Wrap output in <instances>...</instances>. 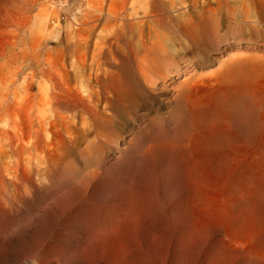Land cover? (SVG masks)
Here are the masks:
<instances>
[{
	"label": "rangeland",
	"instance_id": "rangeland-1",
	"mask_svg": "<svg viewBox=\"0 0 264 264\" xmlns=\"http://www.w3.org/2000/svg\"><path fill=\"white\" fill-rule=\"evenodd\" d=\"M125 1L127 2L0 0V264H212L214 261L218 252L215 245L221 232L219 215L222 178L229 175L231 165V170L234 169V164L230 163L234 161L236 143L248 140L245 137H250L249 135L251 138L254 136L255 128L259 124L257 121L263 120L261 114L257 116L253 113L252 115L257 116L255 119L247 110H237L238 113L236 111L232 117L236 121L230 119L229 123H232L227 124L229 135H233L230 142L226 137L222 141L209 140L212 131L216 129L207 125L214 124L218 119L219 123L215 124H221L223 119L213 107H210L212 110L207 108L205 113L194 110L192 113L174 103L167 107L156 96H153V105L148 111L144 108L137 109V120H132L135 118L133 111L130 113L131 119L127 120L129 115L125 116V120L118 117L115 119V128L102 136L93 133L89 128L91 122L88 117L79 110L68 113L65 110H58L59 113L57 111L61 119L66 118L63 122L78 123L75 126L67 124L65 128L68 131L62 129V121L56 126L50 124L55 119L53 110L56 109L52 108L51 96H64L66 93L64 97L68 95L66 98H69L74 94L92 96L98 93L97 66L107 69H102V73H106L115 64L111 57L108 61L111 63L105 65L104 56L109 55V43L105 45V42L114 31L129 33L128 23L135 25L134 19H139L136 25L146 20L141 18L144 11H147V2L151 0H128L127 5ZM161 1L169 10L168 16L174 18V21L177 20L174 24L191 19L195 12L209 7L215 8L220 22L214 28L215 23L211 22V28L215 29L212 32L220 33L212 37L217 40L212 41L210 37V44L205 52L201 51L197 56L188 55L185 60H177L176 74H173L175 79L167 81L168 88L171 89L173 84L193 75L196 66L199 69L202 67L203 74L197 73L195 77L199 82L193 88L195 97H198L194 100L200 102L202 99L201 102L207 100L206 102L211 103L216 96L221 99L224 86L220 82L222 77L219 76L218 69L221 70L227 64L226 61L230 62L235 52L240 53L241 57L250 56L251 52L254 55L264 53V25L259 23L257 16L254 19L256 12H253L257 11V0H246L247 3L245 0H225L229 5L224 0ZM202 3L205 4L201 8ZM252 3L256 8L251 6ZM141 5H144L145 10ZM233 6H236L235 9ZM249 6L252 7V11H248L251 15L247 12ZM226 8L233 10L227 11ZM239 8L241 12L243 9L244 11L239 13ZM123 12L126 13L122 14ZM135 12L136 15H133ZM244 13H248V17ZM180 14L183 15L182 18ZM127 16L133 19L130 21ZM136 25L134 29L138 30ZM125 26H129V29ZM147 26H142L144 34L149 33L150 27ZM241 26L245 27L247 33ZM171 29L177 30L170 27L168 32H163L166 36L175 37L176 34ZM136 30L135 35L138 32ZM147 33L144 41L149 37ZM120 52H124V49L121 48ZM51 84L56 85L51 87ZM47 97H51L50 103ZM20 100L22 102H18ZM211 112L214 115L209 114ZM247 113L249 118H246L249 116ZM48 116L54 117L51 122ZM83 117L87 124H81ZM243 118L251 122L248 123ZM37 124L42 128L46 126L45 130L43 128L44 132ZM18 128L21 136H24V141L21 142L23 145L17 144L13 139ZM224 128L227 129V126ZM34 130H41L45 138L43 146L45 144V147H49V152L44 157L45 152L39 151L40 154L33 151L32 155H37L30 160L27 154L36 149L30 147L32 139H27V134ZM64 139L77 140H74L76 146L73 145L74 142L68 144L67 141V145L76 149H71L73 155L69 159V163L74 166L73 171L66 170L62 163L56 169L60 171H56L50 179L45 165L48 158L56 155L63 157ZM80 148L84 150L82 154L79 153ZM15 151L21 158L14 156ZM38 156H43V159ZM18 158L21 160L20 171L16 166ZM36 165H40L39 168ZM29 166H35V170ZM14 167H17L15 169L18 172ZM90 174L97 175L90 181ZM84 179H87L85 184L88 181L92 184L83 186Z\"/></svg>",
	"mask_w": 264,
	"mask_h": 264
},
{
	"label": "bare ground",
	"instance_id": "bare-ground-1",
	"mask_svg": "<svg viewBox=\"0 0 264 264\" xmlns=\"http://www.w3.org/2000/svg\"><path fill=\"white\" fill-rule=\"evenodd\" d=\"M245 1L243 0V2H245ZM127 2H128V0H127ZM127 2H126V5H127ZM138 2H141V1L138 0ZM174 2H176V1H174ZM174 2H172V3H174ZM225 2H227V1H225ZM251 2H254V1L252 0ZM257 2H258L257 11L256 10L253 11V12H256L254 19L258 17L259 23L264 25V0H257ZM142 3H144V2H142ZM168 3L169 2L167 1V4ZM246 3H247V1H246ZM147 4H148L147 6L145 5L147 7V11L145 10V7H143L144 5H141V7H143L144 10L146 11V12L144 11V15H143V18H141V20L142 19H146V20L142 21V22L138 23V25H136L138 18L135 16L137 18V19H134V20H136L135 25L138 27V30L134 29L135 25H131L132 23L131 24L128 23L130 26V32L129 33H127V32L122 33V32H118V31H114V33H111V36L105 42V45L107 44V42L109 43L108 44L109 45V51L107 50L109 52L108 53L109 55L106 54L107 52L106 53L104 52L106 54V56H104L105 57V65L108 63L110 64L111 62H108V61L112 58H113L112 61L114 60L115 64L114 65L112 64L113 66H111V67L108 66V67H110V71H108L106 73H102L103 72L102 69L105 71L107 69H104L101 65L97 66V68H99L98 69L99 71H97L98 72V75H97L98 80L97 81L99 82L98 93H96L95 95L93 94L92 96H89V95L84 96L81 94L80 95L74 94L73 97L66 98L68 95L66 97H64L66 94L64 92L65 93V94H63L64 96H62L61 94L60 95L55 94V95L51 96L52 97L51 103L53 106L52 108L53 109L56 108V109L53 110V113L55 114L54 115L55 119L52 120V123H50V122H51V119L54 117L50 118L48 116L50 118L49 123L51 125L56 126V124H58L60 121L63 122L66 119L65 117L63 119H61L59 117L60 115L58 116L59 111L65 110V111H67L66 113H68V111H71V110H79L82 112V114L86 115V118L88 117L87 119L91 122V124L89 125L90 126L89 128H91L93 133H95L96 136H102L103 133H106L107 131H110L113 128H115V121L117 120L116 118H118V117H122L125 120V118H126L125 116L129 115V117L127 118V120H128V119H131V116L133 115V116H135V118H133L132 120H135L137 115H138L136 112L137 109L144 108L147 110L148 108H150L153 105L152 104L153 103V96H156L157 99H159L167 107L174 103L177 106L180 105V107H184L185 110H187L188 112L190 111L192 113H194V111H204L203 113H205L207 111V108L213 107V109H215L219 114H221V116H223V119L221 120L222 121L221 124H218V125L215 124L216 122H218V120H219L218 119V120H216V122L214 124L207 125L208 127L210 126L213 129H216V130L212 131V135L209 136L210 137L209 140H210V142L222 141L226 137L228 139V141L230 142V139H232L233 135L232 136L229 135V132H228L229 128H228L227 124L230 125V123H232V122L229 123L230 119H231V121H236V120H233L232 117L236 114L235 112L237 110L243 108V110H247L251 116H255V115L258 116V114L260 116V114H261L263 117V120L257 121V124L258 123L259 124L256 126L257 128H255L256 129L255 130L256 135H255L254 131H253L254 136L252 135V138H254V139H252L251 135H249L250 137H245V138H249L248 140L245 139L246 141L244 140L245 144H244V142L238 143L240 141L237 142L238 144L235 142L237 145V149H236V153L234 152L235 153L234 161H233V163H230V164H234L233 171L231 170V168H233L231 166H233V165H231V166L227 165V166H230L229 170L233 174L230 172L229 175H226V176L224 175V177L222 176L223 177L222 182H221V193H222L221 195L222 196H221L220 215H219L220 219H221L220 220L221 221L220 222L221 228H219V229L221 232H220V239L218 240V242L215 245L218 252L216 253V256L214 257V259H213L214 261L212 264H264V53L262 55L260 53L254 55L251 52V53H249V54H251L250 56L244 55L245 57H241L242 55L240 56V53L237 54L235 52L231 56L232 58L230 59V62L226 61L227 64L226 63H225L226 65L223 64L224 66L221 67V70L218 69L219 70L218 73L220 72L219 76L221 75V77H222L220 82H221V84L224 83L223 84L224 85L223 90L221 92V99H219V97L216 96L212 100L210 99L211 103H210V101H208L209 103L206 102L207 100L205 102H201L202 99L200 100V102H198L199 100L195 101L194 99L197 96L195 97V92H193V88H194L195 83H197V81L199 82V80H197V81L195 80V79H197L195 77H197V73H202V67L201 66H200L201 67L200 69L197 68V66H196L197 69L196 68L194 69L193 75L191 74V76L189 78L184 79V81H182V82H179L177 84H173L171 89L168 88V86H166V83L169 79H173V80L175 79V77H173V74H176L177 63H178L177 60H185V58L188 55H196L197 56L200 54L201 51H203V52L206 51L207 45L210 44V43L208 44V42H210L209 41L210 37L212 38L213 35L215 36L216 34L220 33V32L217 33V31H215L213 33L212 31H214L215 29L213 30L211 28V25L213 26V24H211V22L215 23L213 28L217 26V22H219L217 17L219 15L217 14L215 8L210 9V7H209V9L204 10L202 8V6H204L205 3L204 4L202 3L203 4V5H201L202 10L200 8V10H201L200 12H198V13L195 12V15L193 16V18L190 17L191 19H186V20H183L184 19L183 18L182 19L183 21L176 22L174 24V22L177 20L174 21L173 20L174 18L172 19L171 16H168L169 10L166 8V4H164V2H162L161 0H153V1L151 0V2H147ZM226 4H228V2ZM138 5H140V4L138 3ZM224 5H225V3H224ZM169 6H171L170 3H169ZM241 6L243 7V4ZM245 6H246L245 9H246L247 4ZM251 6L253 7V3ZM195 7H197V6H195ZM199 7H197V8H199ZM225 7H226V5H225ZM234 7H236V6H233V8ZM252 7H250V9H248L247 12L249 10H251ZM254 7L256 8V6H254ZM233 8L232 9L226 8V9L228 11V10H233ZM129 10L127 11V13L129 12ZM171 11H172V8H171ZM243 11H244V9H243ZM240 12H241V9H240L239 13ZM124 13H126V12H123L122 14H124ZM136 13L137 12H135L133 15H136ZM232 13H234V12H232ZM235 13H236V11H235ZM248 13H246V14L244 13V14L247 15ZM249 14L251 15V12ZM227 15H229V14H227ZM248 15H247V17H248ZM253 15L254 14H252V16ZM182 16L183 15H181V18H182ZM128 17L129 16H127V18ZM177 17H178V15H177ZM186 17H188V16H186ZM223 17H224V15H223ZM231 17L233 18L234 16H231ZM175 18H176V16H175ZM131 19H133V18H130V21H131ZM243 19H244V17H243ZM243 19H242V22H243ZM245 19H246V16H245ZM126 20L128 21V19H126ZM138 21H139V19H138ZM230 21L231 20H229V22ZM123 24H125V23H123ZM140 24H141V26H140ZM223 24H224V22H223ZM223 24H222V26H223ZM229 24L234 25L233 23H229ZM257 24H258V22H257ZM147 25L150 27L149 28L150 30H148V28H147L149 33L146 32L149 37L146 38L147 41L146 40L144 41V35H146V33L144 34V30H143L144 27H142V26H147ZM240 25H242V24H240ZM129 26H125L127 28V30L129 29L128 28ZM156 26H157V28H156ZM219 26H221V25L219 24ZM244 26H241V28L243 27L245 29ZM170 27L171 28L175 27L177 29L176 31H174L175 29H171V31L173 30L174 31L173 33L176 34V35L173 34L177 38V40H175V41H174L175 37H170L168 35L166 36L164 34V32H168V30H170ZM126 28H125V30H126ZM263 28H264V26H263ZM132 29L138 31L136 35H135L136 32ZM242 31L244 32V30H242ZM245 31L247 33L246 29H245ZM252 31H253V29H252ZM123 32H125V31H123ZM251 33H253V32H251ZM256 35H258V34H256ZM214 40H217V39H213L212 41H214ZM240 42H238V43L240 44ZM121 48L124 49V52H122V53L120 52ZM99 54L102 55V52L101 53L99 52ZM80 71L83 73L82 70H80ZM219 76H218V79H219ZM81 79H83V77ZM199 79H202V78L200 77ZM55 80H56V82H58L57 79H55ZM222 80H223V82H222ZM80 82H81V80H80ZM84 82H85V80H84ZM84 82H82V83H84ZM78 83H79V81H78ZM57 84H58L57 86H59L60 83H57ZM77 84L75 85V87L77 86ZM52 85H56V84H51V87H52ZM81 85H83V84H81ZM57 86H56V88H57ZM80 87H82V86H80ZM96 87H97V85H96ZM221 87H222V85H221ZM60 88H62V87H60ZM84 88H85V85H84L83 89ZM83 89H82V91H83ZM52 90L53 89L51 88V91ZM78 90H79V88L77 89V91ZM54 92H56V91H54ZM62 92H63V89H62ZM74 93H75V91H74ZM67 94H69V93H67ZM82 94H84V93H82ZM85 94H86V92H85ZM202 96H203V94H202ZM18 97L20 98L21 96H18ZM199 97L201 98V95ZM46 99H48V97ZM49 99H48V101H49ZM21 100L18 102H22ZM49 103H50V101H49ZM195 103H197V104H195ZM20 105L22 106V103ZM15 106H16V104H15ZM16 107H18V106H16ZM133 108H135L136 110H134ZM210 109L212 110V108H210ZM57 111H58V113H57ZM216 111H214V112L217 113ZM240 111H242V109ZM131 112H132V115L130 114ZM212 112L209 114H213ZM27 113H29V110ZM218 113H217V115L219 116ZM237 113H238V111H237ZM242 113H245V112H242ZM253 113H255V115H252ZM213 115H211V116H213ZM250 115L246 116V118L247 117L249 118ZM211 116H210V118H211ZM243 116H245V115L243 114ZM257 116H255V119H257L256 118ZM214 118H217V117H214ZM220 118H222V117H220ZM243 119H245V118H243ZM243 119H241V122L243 121ZM68 120H70V119H67V121ZM250 120L252 121L253 117ZM39 121L40 120H38V122ZM80 121H81V124L82 123L87 124V121L85 118L81 119ZM118 121H119V119H118ZM44 122L45 121L43 119L42 123H44ZM250 122H248V123H250ZM255 122L256 121H254V123ZM46 123L44 125H46ZM49 123H48V126H49ZM38 124H37V126H38ZM60 124H61V122H60ZM67 124L71 125V126H75V124L78 125V123H75V122H69V121L63 122V124H62L63 128L62 129H65L68 131V128H65L67 126ZM206 124H208V123H206ZM244 125H245V123H244ZM225 126H227V129L224 128ZM245 126H247V125H245ZM38 127H40V126H38ZM57 127H59V125ZM214 127H216V128H214ZM254 127L255 126H253L252 128L254 129ZM40 128H42V127H40ZM43 128H42V131H43ZM45 128H46V126H45ZM45 128H44V130H45ZM50 128H53V127H50ZM27 129L30 130L29 128H27ZM62 129H61V131H62ZM240 129H241V127H240ZM38 130L37 131L34 130L33 133L31 132V133L27 134V136H28L27 139H30V141L32 139V144H31L32 146H30V147H34L36 149V150L32 149L31 153L27 149L29 151V153L27 155L29 156L30 160L33 159V157L37 155L35 153H34L35 155L34 154L32 155L33 151H36V152L40 151L41 153L45 152L44 157L47 154L46 152H49V147H47V146L45 147V144L43 146V142H44L45 138L43 137L42 132H40L41 130L40 131H38ZM48 130H49V127H48ZM51 130L53 131V129H51ZM248 131L249 130H247V132ZM15 132H17V133L13 136L14 137L13 139L15 141H17V144L18 143L20 144L21 142L24 141V136H21L19 128ZM84 132H85V130H84ZM209 132H211V130ZM231 132H232V130H230V134H232ZM243 132L245 133V131H243ZM52 133H54V132H52ZM87 133H89V131ZM87 133H85L86 135H84V134L83 135L86 137ZM250 133H252V132H250ZM238 134H239V132H238ZM49 135H48V137H49ZM44 136L47 137L45 134H44ZM105 136L107 137L106 134H105ZM10 137H12L11 134H10ZM80 137L81 136H79V138ZM75 139L70 140V141H68L67 139L66 140L64 139L65 141H62V143L65 142V143H63L64 145L62 144L63 149L62 148H59V149L60 150L62 149L63 157H62V155H61V157L56 155V157H58V158H56L54 155H53L54 157H51V158L47 157L49 161L46 163L47 165H45V164L44 165H45V168L47 169L46 173L48 172L47 173L48 178H50V176H53L56 173V171H58L56 169L62 163L65 164L66 170H68L70 172L73 171L74 166L69 163V159L73 155V153L71 151L74 150V148L72 149L71 145H67V141L69 144V143H71V141L74 142ZM234 139H236V138H234ZM9 140H10V138H9ZM14 140H13V142H14ZM51 140H52V138H51ZM100 140H102V139H100ZM75 141H77V140H75ZM241 141H243V140H241ZM54 142H56V141H54ZM15 144H16V142H15ZM29 144H30V142H29ZM29 144L27 143L26 146H29ZM59 144H61V143H59ZM75 144H77V143L74 142L73 145L76 146ZM22 147L23 146H21V149H22ZM80 149H79V151H81V152H79V153L82 154L84 150H82L83 148L81 150ZM86 149L88 150L89 147ZM77 150H78V148H77ZM25 152H26V150H25ZM62 152H61V154H62ZM87 153L88 152H86V154ZM13 154H16V155H14L16 157L19 156V158H21L20 157L21 155H18L16 153V151ZM19 154H21V153H19ZM83 155L85 158V154H83ZM38 157H40V156H38ZM42 157H40V158H42ZM81 157H83V156L81 155ZM19 158L17 161L18 165H16V166H18V168H19L20 162H21V160H19ZM22 159H23V157H22ZM37 160L39 161V158ZM45 160H47V159H45ZM15 161H16V159H15ZM38 161H36V162H38ZM22 162H23V160H22ZM32 162H33V160H32ZM78 162H79V160H78ZM25 163H26V160H25ZM27 165H30V164L27 163ZM37 165H36V168L37 167L39 168L40 165L39 166H37ZM87 165H89V164H87ZM29 167H31V166H29ZM34 167L35 166H33L31 168L34 169ZM15 168H17V167H14V169ZM25 169H27V168H25ZM15 170H17V169H15ZM18 170L20 171L21 168H19ZM18 170H17V172H18ZM24 171H27V170H24ZM29 171L30 170H28V172ZM59 171H60V169H59ZM224 172H225V170H224ZM15 174H16V172H15ZM96 175L97 174H93V175L90 174V177H89L90 179L88 178V180L91 181V179L92 178L94 179V176L96 177ZM14 176H17V175H14ZM23 177H21V178H23ZM27 181H29V180H27ZM86 181H87V179L86 180L84 179L82 181L83 186L87 187V186H90V184H92V183H89L90 181H88L85 184ZM21 182H23V181H21ZM18 183L19 182H17V184ZM20 193H21V190H20ZM19 196H21V195H19ZM212 254H211V256H212Z\"/></svg>",
	"mask_w": 264,
	"mask_h": 264
}]
</instances>
